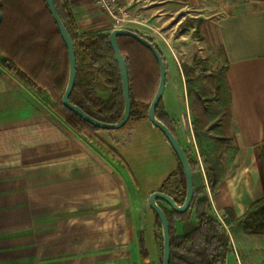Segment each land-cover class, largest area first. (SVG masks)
Masks as SVG:
<instances>
[{
	"label": "crops",
	"instance_id": "obj_1",
	"mask_svg": "<svg viewBox=\"0 0 264 264\" xmlns=\"http://www.w3.org/2000/svg\"><path fill=\"white\" fill-rule=\"evenodd\" d=\"M67 1L75 16H89V26H112L110 20L95 17L91 0ZM120 1L134 3L142 15L157 12L155 18H162L163 9L172 4H181L186 15L202 4ZM146 2L153 5L140 8ZM219 6L201 29L209 62L226 68L238 155L236 170L227 168L213 205L218 213L230 210L239 218L264 196L261 159L252 166L246 161L264 146V0L239 9L234 3ZM1 61L0 56V264H137L130 249L139 219L127 208L124 190L129 188L122 166L111 165L108 155L38 102ZM162 102L172 120L171 107ZM238 185L244 192H237ZM227 231L232 250L226 264H246L237 233Z\"/></svg>",
	"mask_w": 264,
	"mask_h": 264
},
{
	"label": "rangeland",
	"instance_id": "obj_2",
	"mask_svg": "<svg viewBox=\"0 0 264 264\" xmlns=\"http://www.w3.org/2000/svg\"><path fill=\"white\" fill-rule=\"evenodd\" d=\"M252 1L254 0H202V4L199 7L201 9L190 13L191 15H186L185 8L177 3L172 4L168 9L164 8L165 15L162 18H155L154 16L158 15L157 12L153 11L150 14L142 15L133 9L134 3H123L119 0L120 9L118 10L122 11L120 16L127 19L128 22L123 27H115L112 18L94 6L95 17L112 22V26L95 28L85 23L89 16H75L68 5V1L64 0L72 15L71 23L74 34L79 40H85L87 36H108L114 29L127 28L138 32L157 46L167 67V85L162 101L169 104L172 114L176 118L170 119L165 112L163 102L159 114L174 130L175 136L194 168L195 199L198 200L207 196L211 204L209 213L218 219L217 210L213 205L216 193L212 195L208 187L207 168L198 148L197 135L207 142L208 153L218 156L223 161L226 172L227 168H230L233 172L236 170V166H233L238 152L232 138V115L229 109L221 103L213 88V74L218 73L221 76L224 67L217 68L209 62V55L204 48V36L201 28L202 23L218 11L220 4L234 3L237 5L236 8L239 9L243 3ZM2 2L6 12L5 15L3 14L6 23H14L19 17L16 10H11L10 8L12 7L9 8V3H19L20 6L26 7V10L24 9L25 13L36 22L41 33L46 36L55 33L54 21L51 14L46 10L43 0H2ZM152 5L146 2L142 3L140 8ZM18 20V24L21 27L20 22L24 21H21L20 18ZM79 21L80 23L78 24ZM20 31L22 34L24 33V29H20ZM56 39L54 50L56 52L57 48L60 47V51H62L61 58H64L61 65L62 68H66L67 59L65 57H68V53L66 54L61 48L59 39ZM120 45L130 65L134 96L137 101L140 98L145 99L141 95L140 85L137 80L141 73L148 75L149 79H156V64L151 55L144 49L137 47L135 42L129 37L121 38ZM32 61L23 62V65L25 64L31 71L34 66L36 68L40 66L38 59L35 62ZM85 62L86 64L88 63L87 60ZM4 63L9 68H18L16 64L11 63L8 59L4 60ZM30 76L28 75L29 80H31V82L29 81L31 84L29 85L30 89L26 87L29 94L43 106L49 108L50 104L55 101L54 97H56V93H53L52 88L55 75L49 74L48 76L41 73L35 79ZM20 77L23 80L27 78V75L20 73ZM188 80L192 81V85L195 88L189 102L186 92V82ZM94 84L99 97L105 100L112 98V89L104 81L100 80ZM174 99H177L176 103H174ZM81 136L84 137L83 135ZM97 136L108 146L110 153L118 154L117 158L111 157L110 154L108 161L111 165L118 162L122 166L120 168L124 171L129 188V190L127 188L124 190L127 208L138 215L139 221L136 228V237H134V246L132 247L133 249H130L131 257H134L137 264H162L163 231L160 221L156 219L155 213L149 205V197L153 192L162 191L175 197L180 202L183 200L184 173L177 156L163 134L153 126L148 118H143L140 121L132 120L118 130L97 131ZM84 139L88 141L86 137ZM92 142H89V144L99 151L100 148L95 144L96 141ZM258 157L262 161L261 148L258 150V155L254 152L248 154L246 157L248 160L246 161L252 166V164H256ZM241 165H245V161L239 164L238 167ZM237 182L238 180L233 181L231 186H234ZM236 190L238 193L244 192V188L239 185ZM128 196L131 197V204ZM159 204L168 211L171 210V207L165 202L159 201ZM226 211H224L223 215L221 213L219 215L223 219L227 218V220H230ZM191 212V215H188L183 220L177 215H171L175 236L181 235L195 223L196 208L194 206L191 208ZM228 228L233 229V232L237 233V242L245 263L264 264V236L251 237L252 235H250L245 237L239 228L233 225Z\"/></svg>",
	"mask_w": 264,
	"mask_h": 264
},
{
	"label": "trees",
	"instance_id": "obj_3",
	"mask_svg": "<svg viewBox=\"0 0 264 264\" xmlns=\"http://www.w3.org/2000/svg\"><path fill=\"white\" fill-rule=\"evenodd\" d=\"M43 3L46 6V10L49 12L46 0H43ZM55 4L60 18L72 37L77 56V80L71 93L70 101L95 119L106 123H118L123 118L124 113L123 87L119 65L109 43V35L87 36L85 40H79L73 31L71 23L72 15L69 11L68 5L64 3V0H55ZM0 5L3 14L5 15L6 12L3 8L4 5L2 0H0ZM9 8L11 10H16L19 14L18 18L24 22H20V27L18 24L19 20L17 18L18 22H16V20L14 23L9 24L6 23L4 16L3 21L0 23V55L2 56V64L18 81L21 83L23 82L25 87L28 89H30L29 85H31V80H29L28 75H31L30 77L34 79L41 73L47 74L48 76L49 74L53 76L55 75L52 88L53 93H56V97H54L55 101L50 104V110L76 133L86 137L88 142L93 143L92 141H96L95 144L104 154L108 156L111 154V157L113 156V158H117L118 154L115 155L110 153L108 146L97 136V131H101V129L93 127L89 123L85 122L74 112L66 108L62 103V96L66 89L68 80L69 61L68 57H65V59H67L66 68H62L61 64L64 60V58H61L62 51H60V47L57 48L56 52L54 50V42L57 40L56 38H58L61 43V48L67 54L66 45L61 38L55 22V33L46 36L41 33V30H38L36 22L31 19L27 13H25L24 9L26 10V7H23L22 5L20 6L19 3L15 4L11 2L9 3ZM20 29H24L23 34ZM25 33L27 34L25 35ZM121 38L124 37H119V45ZM129 39L134 41L137 47L144 49L151 55L156 64L157 76L156 79H149L148 75H143V73L139 74L137 82L140 85L139 90L141 95L142 97H145V99L140 98L138 99L139 101H137L134 96L133 78L130 71V65L125 58L123 49L120 45L121 52L127 63L130 80L131 115L129 121L127 122L128 124L132 120L140 121L143 118H148V109L157 91L160 78L159 66L151 51L134 39ZM7 59L11 61V63L16 64L18 68L16 67L17 69H14V67H7L6 63H4V60ZM30 59L34 62L38 59L40 66L38 68L34 66L31 71L25 64L23 65V62L27 60L31 61ZM85 60L88 61L87 64ZM20 73H25L27 78L22 77L24 78L22 80ZM212 78L214 85L213 88L216 95L221 100V103L229 109L231 105V91L226 77V68H223V74L221 76H219L218 73H215ZM100 80L104 81V83L112 89L113 96L110 100H105L97 95L94 83L99 82ZM192 84L191 80L186 82L188 102L191 100L195 91ZM161 107L162 100L157 107L156 115L158 119L161 120L175 135L172 127L160 116L159 111H161ZM197 143L200 154L207 168L208 187L211 194L214 195L220 183L225 178L226 167L218 156L208 153L207 142L199 135H197ZM261 154L264 173V146L261 147ZM190 165L192 171L194 172L192 164ZM183 185V200L180 202L173 197L178 205L183 204L186 196V182L184 174ZM193 206L196 208L195 223L181 235L175 236L171 215H177L183 220L188 215H191V208ZM210 209L211 204L207 196L198 200L194 197L189 210L185 213L175 212L172 208L170 211L163 208L170 224V264H226L227 255L232 250V242L227 231V227H230L231 225L239 228L246 235H264V196L257 199L249 207L246 213L239 218H236L230 210H227L226 212L230 217V220H227L226 218L223 219V222L211 215L209 213ZM155 217L159 221L156 214Z\"/></svg>",
	"mask_w": 264,
	"mask_h": 264
},
{
	"label": "water",
	"instance_id": "obj_4",
	"mask_svg": "<svg viewBox=\"0 0 264 264\" xmlns=\"http://www.w3.org/2000/svg\"><path fill=\"white\" fill-rule=\"evenodd\" d=\"M46 5L49 10V13L51 14L53 21L55 22L59 30L62 40L66 45L67 53H68L69 76H68L66 89L62 96V103L66 108L74 112L82 120L89 123L93 127L99 128L101 130H118L127 124L131 115L129 73H128L126 60L120 49L119 37H129L134 39L135 41L143 45L145 48L149 49L151 53L154 55L155 59L157 60L159 66L160 78H159L157 91L148 109V114H147L148 120L153 124V126H155L163 134V136L166 138L167 142L171 146L172 150L177 156L178 161L182 167L186 181V196L182 205H178L172 196L162 191L153 192L149 197V205L156 214V216L158 217L163 231L162 264H170V259H171L170 224L166 216V213L164 212L163 208L159 205L158 201H164L175 212L185 213L189 210L190 205L193 201L195 194V185H194L193 171L185 150L183 149L182 145L180 144L177 137L173 134V132L161 120H159L156 115L157 107L164 96L166 83H167V67L163 59V56L153 42H151L148 38L140 35L138 32L127 28H118L112 30L109 34V43L111 45V48L119 65V69L121 73L123 97H124V113H123V118L118 123L115 124L106 123L98 119H95L89 114H87L79 106L75 105L70 101V96L75 87L77 80V56H76L75 46L71 35L69 34L66 26L64 25L62 19L59 16L55 4V0H46ZM2 20H3V13L0 5V23L2 22Z\"/></svg>",
	"mask_w": 264,
	"mask_h": 264
},
{
	"label": "built area",
	"instance_id": "obj_5",
	"mask_svg": "<svg viewBox=\"0 0 264 264\" xmlns=\"http://www.w3.org/2000/svg\"><path fill=\"white\" fill-rule=\"evenodd\" d=\"M93 5L108 14L113 21L115 27L122 26L128 22L127 19L120 16L122 11L120 12L118 9L119 7V0H91ZM218 213V212H217ZM221 222H223V217L217 214Z\"/></svg>",
	"mask_w": 264,
	"mask_h": 264
},
{
	"label": "flooded vegetation",
	"instance_id": "obj_6",
	"mask_svg": "<svg viewBox=\"0 0 264 264\" xmlns=\"http://www.w3.org/2000/svg\"><path fill=\"white\" fill-rule=\"evenodd\" d=\"M164 202V201H163ZM158 203H159V201H158ZM167 204V203H166ZM160 205V204H159Z\"/></svg>",
	"mask_w": 264,
	"mask_h": 264
}]
</instances>
